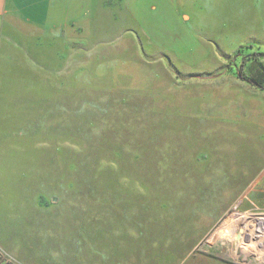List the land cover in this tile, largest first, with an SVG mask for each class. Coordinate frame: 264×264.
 Returning a JSON list of instances; mask_svg holds the SVG:
<instances>
[{
  "label": "rangeland",
  "instance_id": "374dc122",
  "mask_svg": "<svg viewBox=\"0 0 264 264\" xmlns=\"http://www.w3.org/2000/svg\"><path fill=\"white\" fill-rule=\"evenodd\" d=\"M214 1L65 0L42 37L0 27V255L122 264L167 235L262 263L234 212L264 211V110L213 84L233 64L211 47Z\"/></svg>",
  "mask_w": 264,
  "mask_h": 264
},
{
  "label": "crops",
  "instance_id": "0c3cea01",
  "mask_svg": "<svg viewBox=\"0 0 264 264\" xmlns=\"http://www.w3.org/2000/svg\"><path fill=\"white\" fill-rule=\"evenodd\" d=\"M215 5L211 7L213 11V20L205 21L206 25H219L224 27L217 31L215 35L216 45L211 46L217 48L223 55L226 63L232 59L233 65L238 59V55L243 50H248L251 55L249 60L240 59L242 63L240 68L248 75H252L258 79H264V0H215ZM65 0H0V27H7V25H25L27 30L33 32L30 27L53 25L55 11L58 13L64 10ZM185 3L179 1L178 4ZM197 3V2H196ZM179 4V5H180ZM202 8L201 3L198 4ZM26 11V15L22 18L19 16V11ZM189 10V9H188ZM29 11L36 12L35 18L30 16ZM68 23H60L61 32L66 35L71 34V29L68 26L79 23L78 19L71 15L70 10H66ZM182 16L189 21L191 17L193 20L198 18L182 14ZM208 20H210L207 17ZM72 22V23H70ZM19 23V24H18ZM40 37L43 33L37 29ZM75 32V29H72ZM238 55H235L236 53ZM235 56V58H232ZM7 60H11L16 55L12 52H7L4 55ZM227 60V61H226ZM248 61V62H247ZM223 70L220 72L217 79L213 81L217 89H229L233 92L235 102L240 104L247 103L248 106H253L256 111L264 110V89L257 81L252 83L244 80L237 73V68ZM1 72V71H0ZM3 72L9 73L11 69H5ZM255 82V83H254ZM3 206L1 202L0 207ZM13 205L8 204L7 208ZM2 211V210H0ZM8 211V210H6ZM187 228V227H186ZM141 233H145L142 231ZM188 235V230L184 231V237ZM167 235L163 237L164 242L153 240L148 244L137 243L135 247H130L129 251L134 252V255L123 258L122 264H251L244 262H237L232 258L222 257L220 254L219 244L217 240L215 245L206 243L203 251H196L200 242L190 243L188 246L181 244L185 248L177 249L176 239L171 236L168 241ZM160 239V238H158ZM206 248V249H205Z\"/></svg>",
  "mask_w": 264,
  "mask_h": 264
},
{
  "label": "built area",
  "instance_id": "2783aa9c",
  "mask_svg": "<svg viewBox=\"0 0 264 264\" xmlns=\"http://www.w3.org/2000/svg\"><path fill=\"white\" fill-rule=\"evenodd\" d=\"M234 213L243 216L237 218L240 222V240L238 241L240 248L248 255L253 254L251 255L253 259L259 256L261 264H264V211H248L244 214L235 211ZM0 264H15V261L8 254L0 255Z\"/></svg>",
  "mask_w": 264,
  "mask_h": 264
},
{
  "label": "trees",
  "instance_id": "16d2710c",
  "mask_svg": "<svg viewBox=\"0 0 264 264\" xmlns=\"http://www.w3.org/2000/svg\"><path fill=\"white\" fill-rule=\"evenodd\" d=\"M232 65H233L232 63L227 64V66L229 68L230 67L232 68ZM237 73L241 76L242 79H244L250 83H252L253 81H257L260 84V86L264 89V79H258L256 77H253L252 75H248V74L244 73L242 71V68H240V67L237 68ZM263 75H264V73H263Z\"/></svg>",
  "mask_w": 264,
  "mask_h": 264
},
{
  "label": "water",
  "instance_id": "95a60500",
  "mask_svg": "<svg viewBox=\"0 0 264 264\" xmlns=\"http://www.w3.org/2000/svg\"><path fill=\"white\" fill-rule=\"evenodd\" d=\"M255 83V82H254ZM238 238H240V235L238 236Z\"/></svg>",
  "mask_w": 264,
  "mask_h": 264
}]
</instances>
